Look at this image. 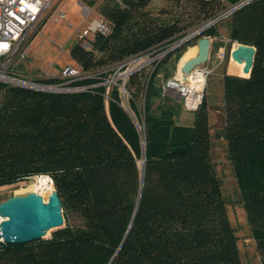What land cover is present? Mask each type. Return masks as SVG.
Returning <instances> with one entry per match:
<instances>
[{"label": "trees", "instance_id": "obj_1", "mask_svg": "<svg viewBox=\"0 0 264 264\" xmlns=\"http://www.w3.org/2000/svg\"><path fill=\"white\" fill-rule=\"evenodd\" d=\"M168 1L157 15L147 0L105 5L100 14L110 32L95 35L90 50L78 42L70 50L91 75L67 79V86L85 90L47 93L0 83V188L47 176L64 222L66 213L82 219L47 240L0 242V264H244L211 159L206 102L192 125L176 124L174 106L157 103L162 62L148 75L143 69L131 74L124 93L121 81L106 92L127 59L171 46L242 0H188L193 16L184 23L187 0ZM222 24L227 50L232 43L256 50L249 77H223L218 137L226 142L257 264H264V0L244 3L199 37H221ZM194 45L185 41L177 52ZM242 68L235 63L229 71L247 76ZM126 106L136 120L142 112L138 126Z\"/></svg>", "mask_w": 264, "mask_h": 264}, {"label": "rangeland", "instance_id": "obj_2", "mask_svg": "<svg viewBox=\"0 0 264 264\" xmlns=\"http://www.w3.org/2000/svg\"><path fill=\"white\" fill-rule=\"evenodd\" d=\"M58 1V2H57ZM121 0H52V6L56 3L57 8L61 9L62 12L66 14L67 21H63L54 17V10L51 9L45 11L40 17L39 22L36 27H40V31L37 36L32 40V48L29 62H26L25 69L30 74H35L39 70L53 72L55 75L59 76L60 80H64L63 84L58 86L60 91H79L80 88H71L67 85L71 82L70 78L65 77L63 71L66 68L71 70H77L80 73V78L89 77L91 74L83 73L81 67L70 57V50L78 41V30L84 29L94 18L97 16L102 17L100 12L103 10L105 5H112L119 3ZM148 8L152 15L159 14L158 12L165 8L169 3L168 0H147ZM86 5L89 8L90 14L85 17L82 6ZM225 6H229L224 2ZM193 5L190 1H185L181 8V14L183 15V23L186 19L193 16ZM211 21V20H210ZM220 36L214 40L213 45L211 43L210 59L206 64L207 68L212 71L209 77L206 79V86L204 89L203 101L206 102V109L208 115V125L211 137V159L215 163V168L218 176L222 180L221 192L224 200L227 203V215L231 225L237 229V235L239 236L238 246L240 249V254L244 264H257L258 263V252L255 247V243L250 236V229L247 224L245 210L243 204L240 203V197L237 191V185L234 178L231 163L227 155L226 142L223 138L218 137V131L224 125L223 117V85L222 80L225 74H231L229 67L235 66L234 61L230 58V52L234 45L238 43H232L230 50L226 48L222 51V56L219 55V48L215 52V48L221 44L229 43L228 40V30L225 25H220L218 28ZM200 35L190 39L195 45ZM177 40L170 47L177 45L179 42ZM181 46V45H180ZM173 49L169 53V57L166 60L161 59L162 65L158 71V76L156 77L155 86L161 88L165 83L175 76V67L181 54L177 52V49ZM213 46V47H212ZM221 48V47H220ZM223 48V47H222ZM158 50L152 52L151 56L158 53ZM187 50L182 55H187L191 52ZM193 52V51H192ZM164 60V61H163ZM155 60L151 65L144 68V74L148 75L152 72ZM160 61V60H159ZM160 62V63H161ZM237 64V63H236ZM121 71L117 73V77ZM243 77V76H242ZM247 77V76H245ZM67 80V81H66ZM107 83V82H106ZM86 88V87H83ZM165 98H169L166 100ZM202 101L201 105L204 103ZM160 102V106L168 107L174 106L175 108V123L178 125L190 126L194 121V113L185 111L181 104L178 102L177 97L173 93H163L157 101ZM155 103V106L156 104ZM200 105V107H201ZM126 110L132 115L131 110L126 106ZM199 110V109H198ZM137 120L134 115L132 117L141 123L142 112L138 111L136 114ZM140 164V162H139ZM39 176L32 177L18 185L8 186L0 188V202L9 198L13 195L25 194L27 192H35L38 187L36 185V180ZM50 179V178H49ZM42 180V179H40ZM52 190L54 185L52 184ZM43 194L44 199H46L45 193L39 191ZM67 221L64 222L63 226L58 228L61 229L65 227L66 224L76 226L82 223V219L77 214L66 213ZM58 229L50 230L43 239L47 240L52 237V233Z\"/></svg>", "mask_w": 264, "mask_h": 264}, {"label": "built area", "instance_id": "obj_3", "mask_svg": "<svg viewBox=\"0 0 264 264\" xmlns=\"http://www.w3.org/2000/svg\"><path fill=\"white\" fill-rule=\"evenodd\" d=\"M82 8L85 17H87L91 11H89L86 5H83ZM49 9H51V11L54 10L55 18L67 21L66 14L62 12L61 9L57 8L56 5L52 6V0H0V83L9 87H18L33 91L47 93L62 92L60 88H58L61 84L42 83V80L59 79L58 75L43 70H39L35 74H30L24 68L26 62H29L30 59L32 40L40 31V27H36V25L43 13ZM232 11L233 10L229 8L227 11L203 24L195 31L201 32L203 29L213 25L216 20L218 21V19L230 15ZM109 32L110 26L107 21L97 16L84 29L81 31L78 30L79 45L84 50H90L95 35L99 34L105 36ZM208 38L211 43L216 39L211 37ZM180 40L178 41L179 43L173 47H159L127 59L118 66L115 72L116 76H112L107 81L106 92L109 90V85L111 83L121 81L120 88L121 92L124 93L123 87L125 81L131 74L148 67L155 60H158L154 63V70L161 62V59L165 58L168 53L185 42H180ZM222 47L219 48L220 56H222V51L226 48V44ZM155 50L159 52L151 56L152 52ZM119 71L121 72L117 77ZM211 73L212 71L207 68L206 64L195 67L186 77H183L179 72L178 75L169 79L165 85L160 88L161 94L162 92L164 94L173 93L185 111L195 112L200 108L203 101L206 79ZM63 74H68L65 75V77H73V79L80 78V73L70 68H66ZM80 90H85V88H80ZM40 177L42 176H39V178ZM46 178L49 180L50 185H52V180L47 176ZM41 197L46 202V199H44L43 196Z\"/></svg>", "mask_w": 264, "mask_h": 264}, {"label": "water", "instance_id": "obj_4", "mask_svg": "<svg viewBox=\"0 0 264 264\" xmlns=\"http://www.w3.org/2000/svg\"><path fill=\"white\" fill-rule=\"evenodd\" d=\"M247 2L249 1L242 0L232 6L231 9L235 10ZM198 34H200V31L192 32L181 39L180 42L189 40ZM210 50V39L208 37L199 38L197 40V54L182 63L180 67L181 75L186 77L195 67L206 63L209 59ZM255 51L253 46L237 44L230 52V58L235 63L243 65L242 72L247 77L251 73ZM134 123L137 125L135 120ZM178 151L183 153L181 150ZM171 153L172 151L169 150L168 154ZM43 177L46 178V176ZM63 224L62 203L56 190H53L48 195L46 202L36 192L13 195L0 202V242L21 244L40 240L50 230L58 229Z\"/></svg>", "mask_w": 264, "mask_h": 264}, {"label": "crops", "instance_id": "obj_5", "mask_svg": "<svg viewBox=\"0 0 264 264\" xmlns=\"http://www.w3.org/2000/svg\"><path fill=\"white\" fill-rule=\"evenodd\" d=\"M58 2V1H57ZM56 2V3H57ZM56 3L54 4V5H56ZM189 50H191V52L190 53H188L187 55H181V57L178 59V61H177V64H176V67H175V75H178V73L180 72V67H181V65H182V63L183 62H185L186 60H188V59H190V58H192V57H194V56H196V54H197V43H196V45H194V46H192V47H190V48H188L187 49V52L189 51ZM193 51V52H192ZM186 52V53H187ZM239 69H240V66H239ZM238 69V76H242L241 74H240V70Z\"/></svg>", "mask_w": 264, "mask_h": 264}, {"label": "bare ground", "instance_id": "obj_6", "mask_svg": "<svg viewBox=\"0 0 264 264\" xmlns=\"http://www.w3.org/2000/svg\"><path fill=\"white\" fill-rule=\"evenodd\" d=\"M236 47V45H235ZM42 179V180H40ZM36 185L38 187L37 191L35 190V192L39 193L41 196H43V194H41L39 191L41 190V192L45 193L46 195V199L48 197V195L53 191L51 188L52 186L49 183V180L47 178H44L43 176L38 178L36 180ZM45 197V196H43Z\"/></svg>", "mask_w": 264, "mask_h": 264}]
</instances>
